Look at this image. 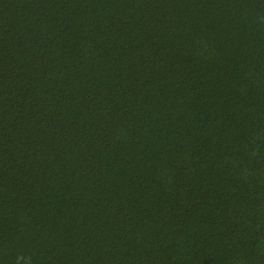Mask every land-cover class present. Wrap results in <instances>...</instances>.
<instances>
[{
  "label": "trees",
  "instance_id": "trees-1",
  "mask_svg": "<svg viewBox=\"0 0 264 264\" xmlns=\"http://www.w3.org/2000/svg\"><path fill=\"white\" fill-rule=\"evenodd\" d=\"M0 264H264V0H0Z\"/></svg>",
  "mask_w": 264,
  "mask_h": 264
}]
</instances>
